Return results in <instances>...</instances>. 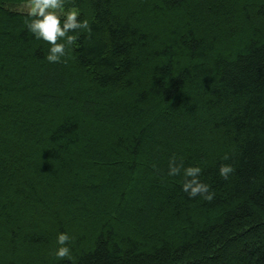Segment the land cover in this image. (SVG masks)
<instances>
[{
    "label": "trees",
    "instance_id": "16d2710c",
    "mask_svg": "<svg viewBox=\"0 0 264 264\" xmlns=\"http://www.w3.org/2000/svg\"><path fill=\"white\" fill-rule=\"evenodd\" d=\"M0 264H264V0H0Z\"/></svg>",
    "mask_w": 264,
    "mask_h": 264
},
{
    "label": "rangeland",
    "instance_id": "374dc122",
    "mask_svg": "<svg viewBox=\"0 0 264 264\" xmlns=\"http://www.w3.org/2000/svg\"><path fill=\"white\" fill-rule=\"evenodd\" d=\"M14 9L22 12H31V13H45V14H52L57 15L58 12L55 9L48 8V7H42L35 3H22L18 6H16Z\"/></svg>",
    "mask_w": 264,
    "mask_h": 264
}]
</instances>
